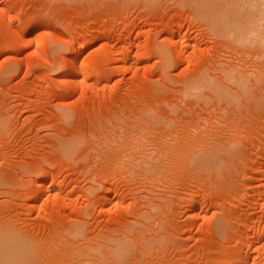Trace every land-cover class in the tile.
<instances>
[{
	"label": "rangeland",
	"instance_id": "obj_1",
	"mask_svg": "<svg viewBox=\"0 0 264 264\" xmlns=\"http://www.w3.org/2000/svg\"><path fill=\"white\" fill-rule=\"evenodd\" d=\"M250 1L0 0V264H264Z\"/></svg>",
	"mask_w": 264,
	"mask_h": 264
},
{
	"label": "bare ground",
	"instance_id": "obj_2",
	"mask_svg": "<svg viewBox=\"0 0 264 264\" xmlns=\"http://www.w3.org/2000/svg\"><path fill=\"white\" fill-rule=\"evenodd\" d=\"M251 1H252V0H251ZM251 1H250V2H251ZM260 2H262V0H260ZM258 3H259L258 0H253L252 3H251V4H252L251 6L257 5ZM249 8H250V7H249ZM242 9H243V8H242ZM250 9H251V8H250ZM250 9H249V10H250ZM256 9H257V8H256ZM245 10H246V9H245ZM236 11L238 12V10H236ZM242 11H243V10H242ZM234 12H235V11H234ZM256 12H258V10H256ZM253 13H254V12H253ZM253 13H252V15H253ZM261 13H262V12H261ZM261 13H260V14H261ZM233 14H235V13H233ZM239 14H240V12H239ZM248 14L250 15V11H249V13H247V15H248ZM256 14H257V13H256ZM260 14H259V15L257 14V17H258V16L260 17ZM240 15H241V14H240ZM252 15H251V16H252ZM233 16H234V15H233ZM244 16L246 17L245 14H244ZM253 16L256 17V15H253ZM226 17H227V16H226ZM226 17H225V18H226ZM240 17H241V16H240ZM248 17L251 18L250 16H248ZM259 17H258V18H259ZM261 17H262V16H261ZM235 18H236V17H235ZM241 18H242V17H241ZM258 18H257V19H258ZM221 19H222V17H221ZM223 19H224V18H223ZM245 19H246V18H245ZM257 19H255V20H257ZM224 20H225V19H224ZM242 20L244 21V19H242ZM242 20H241V21H242ZM251 20H253V17L251 18ZM251 20H249V21H251ZM260 20H261V19H260ZM260 20H259V24H261V27H259L260 25L257 26V27H256V26H255V27H252V26H254V25H252L253 23H251V25H252L251 27H252V28H249V27H250V26H248L249 24H247V25L245 24V25H244V24L242 23L244 26H241V24H240V27L237 28L238 32H237L236 30H234V29H236V28H234V29L232 28V29H233V30H232V31H233V34H232V31L230 30L231 32L229 33L230 35H229V37H228V38H230V36H231V38H230V39H231V44H232V45H233V44L235 45V42L237 41V42H240V43L243 45V47H244V46L247 45V44L244 45L243 43L246 42L247 39H249V41H255L256 39H258L259 36H262V35L264 36V24H263L264 22L262 23V22H260ZM222 21H223V20H222ZM246 21H247V20H246ZM246 21H245V22H246ZM263 21H264V20H263ZM225 22H226V20H225ZM227 22H228V21H227ZM247 22H248V21H247ZM247 22H246V23H247ZM219 23H221V22H219ZM230 23H231V22H230ZM234 23H236V22H234ZM249 23H250V22H249ZM232 24H233V23H232ZM227 25H228V24H227ZM230 25H231V24H230ZM230 25H228V26H230ZM256 25H258V24H256ZM237 26H238V25H237ZM221 27H222V24H221ZM234 27H236V26H234ZM220 29H221V28H220ZM224 29H226V27H225ZM228 29H229V28H228ZM228 29H226V30H228ZM222 32H223V31H222ZM228 32H229V31H228ZM224 34H225V32H224ZM19 36L22 37L23 35H20V34H19ZM227 36H228V35H227ZM227 36H226V37H227ZM22 38H23V40H24V36H23ZM263 39H264V38H262L261 40H263ZM259 40H260V39H259ZM26 42L29 43V41H28L27 39H26ZM240 43H239V44H240ZM247 43H248V40H247ZM251 43H253V42H251ZM241 44H240V45H241ZM248 44H250V42H249ZM254 45L257 46V44H254ZM258 45H260V43H259ZM240 47H242V46H240ZM240 47H239V48H240ZM261 47H262V43H261ZM256 49H257V47H256ZM258 49H259V46H258ZM258 49H257V50H258ZM261 49H262V48H261ZM261 49H260V51H261ZM263 49H264V46H263ZM263 49H262V51H263ZM258 52H259V51H258ZM256 53H257V52H256ZM127 54H128V53H127ZM257 54H258V53H257ZM257 54H256V55H257ZM260 54H264V53L261 52V53H259V55H260ZM260 56H261V55H260ZM122 57H123V56H122ZM135 57H136V56H135ZM115 59H116V58H115ZM135 59H136V58H135ZM263 59H264V58H263ZM234 60H235V59H234ZM128 61H129V59H128ZM133 61H134V58H133L132 61L130 60L129 62H132V63H133ZM136 61H137V60H136ZM263 62H264V61H263ZM132 63H129V64L127 65V69L132 68V67H131V66H132ZM234 63H235V62H234ZM261 66H262V64H261ZM235 67H236V66H235ZM235 67H234V68H235ZM258 67H259V66H258ZM262 67H264V64H263ZM90 68H91V67H90ZM90 68L87 69L86 71L84 70V71L86 72V75L84 74L85 76H88L87 73H88L89 75L94 74V72H93ZM92 68H93V67H92ZM72 70H73V69H72ZM77 70H78V65H75V66H74V71L76 72ZM93 70H94V69H93ZM231 70H232V69H231ZM256 70H257V69H256ZM228 72H229V71H227V74H228ZM232 72H233V71H232ZM235 72H236V71H235ZM237 72H238V70H237ZM237 72H236V73H237ZM64 73H66V72L64 71ZM229 73L231 74V72H229ZM236 73H233L234 77H233V75H231V76L233 77V79H237V78L235 77V76L237 75ZM239 73H240V72H239ZM235 74H236V75H235ZM240 74H241V73H240ZM94 75H95V74H94ZM252 75H253V74H252ZM91 76H92V75H91ZM201 77H202V76H201ZM227 77H228V76H227ZM238 77L240 78L241 76L238 75ZM242 77H244V76H242ZM239 78H238V79H239ZM245 78H246V77H245ZM245 78H244V79H245ZM228 79H229V78H228ZM245 80H246V79H245ZM232 81H233V80H232ZM236 81H237V80H236ZM241 81H242V79H241ZM211 83H212V82H211ZM237 83H238V82H237ZM240 83H241V85L244 84V83L242 84V82H239L238 85H239ZM246 83H247V82H246ZM219 84H220V83H219ZM221 85H222V84H221ZM239 86H240V85H239ZM244 86H245V85H244ZM212 88H213V87H212ZM240 88H241V87H240ZM242 88H243V86H242ZM214 89H215V88H214ZM221 89H222V86H221ZM220 91H221V90H220ZM224 93H225V92H224ZM224 93H223V94H224ZM227 93H228V92H227ZM225 94H226V93H225ZM227 95H229V93H228ZM223 96H224V95H223ZM223 96H222V98H223ZM224 99H225V98H224ZM116 142H118L119 144L121 143L120 141H117V140H116ZM116 142H115L116 145L114 144V141L112 142V144H114L116 147H119V146H117L118 143H116ZM193 142H194V141H193ZM109 144H111V143H109ZM112 144H111V146H112ZM123 144H124V143L122 142V145H123ZM71 145H73V144H71ZM111 146H110V147H111ZM115 146H113V147L116 148ZM186 146H187V145H186ZM62 147H63V146H62ZM65 147H66V146H65ZM120 147H121V146H120ZM120 147H119V148H120ZM188 147H190V146H188ZM60 148H61V147H60ZM114 148H113V150H114ZM119 148H118V149H119ZM186 148H187V147H186ZM186 148H185V152H186ZM63 149H64V150H69V149H71V147H68L67 149H65V148H63ZM211 149H212V151L214 150L213 148H211ZM108 150H109V148H108ZM110 150H111V149H110ZM192 150H193V149H192ZM216 150H217V149H216ZM106 151H107V149H106ZM115 151H116V150H115ZM117 151H118V150H117ZM107 152H108V155H109V151H107ZM111 152H112V151H111ZM215 152H216V151H215ZM112 154H113V153H112ZM112 154H110V155L112 156ZM115 154H116V153H115ZM113 155H114V154H113ZM116 155H117V154H116ZM116 155H114V156H115V157L119 156V155H117V156H116ZM114 156H113V157H114ZM123 156H124V155H123ZM123 156H122V157H123ZM146 162H147V161H146ZM151 162H153V161H151ZM153 163H154V162H153ZM149 164H150V163H149ZM146 165H147V163L145 164V166H146ZM143 167H144V165H143ZM148 168H149V167H148ZM154 168H155V167H154ZM146 170H147V169H146ZM151 170H152V169H151ZM39 186H41V185H39ZM107 198H108V197H107ZM40 199H41V197H37V198L35 199V203H34V204H35V205H36V204L38 205V202H39ZM58 204H59L58 206H61V205H62L61 202L58 203ZM60 204H61V205H60ZM39 206H41V205H39ZM54 210H55V208H54ZM54 210H53V211H54ZM2 220H3V219H2ZM8 221H10V220H8ZM13 221H14V220H13ZM16 221H17V220H16ZM0 222H1V221H0ZM7 224H8V223H7ZM16 225H17V224H16ZM9 226H10V224H9ZM73 227H74V226H73ZM73 227H72V229H73ZM74 229H75V228H74ZM80 230H81V229H80ZM24 231H25V230H23V232H24ZM74 232H75V231H74ZM77 233H78V232H77ZM79 234H80V233H79ZM62 235H63V234H62ZM74 235H75V234H74ZM64 236H65V235H64ZM81 236H82V235H81ZM0 237H1V236H0ZM32 237H33V235H32ZM34 238H36V237H34ZM127 238H128V237H127ZM123 240H124V239H123ZM125 240H126V239H125ZM117 241H118V240H117ZM122 242H123V241H122ZM8 243H9V242H8ZM116 243H117V242H116ZM118 243H119V242H118ZM104 244H105V243H104ZM123 244H124V243H123ZM117 247H118V246H117ZM117 247H115L114 249H118V250H119V247H118V248H117ZM114 249L112 248V250H114ZM57 250H58V249H57ZM114 251H115V250H114ZM120 251H121V250H120ZM58 252H59V251H58ZM117 253H119V252H117ZM118 255H119V254H118ZM59 256H60V255H59ZM43 257H44V256H43ZM242 257H244L243 254H242ZM56 258H57V257H56ZM60 258H61V257H60ZM70 258H71V257H70ZM1 259H2V258H1ZM3 259H4V258H3ZM6 263H7V262H6ZM6 263H5V261H4L3 264H6ZM72 263H73V262H72ZM77 264H78V263H77Z\"/></svg>",
	"mask_w": 264,
	"mask_h": 264
}]
</instances>
